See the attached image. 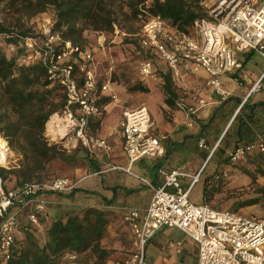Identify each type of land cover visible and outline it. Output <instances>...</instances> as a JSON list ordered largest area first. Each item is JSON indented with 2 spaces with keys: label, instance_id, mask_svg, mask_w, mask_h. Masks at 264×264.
I'll return each mask as SVG.
<instances>
[{
  "label": "built area",
  "instance_id": "2783aa9c",
  "mask_svg": "<svg viewBox=\"0 0 264 264\" xmlns=\"http://www.w3.org/2000/svg\"><path fill=\"white\" fill-rule=\"evenodd\" d=\"M198 4L205 15L195 19L187 33L169 27L159 15L146 16L141 21L137 34L141 54L139 74L143 78H155L152 58L158 56L176 78L183 70L205 71L208 84L224 99L230 92L222 87L220 76L241 68L237 53L252 51L264 56V0H198ZM49 25L44 24L41 29V42L32 36H20L19 44L28 52L23 59L25 64L41 62L49 78L64 88L65 107L60 114L50 117L56 121L52 127L57 133L54 135L60 136L59 131L63 130L64 136L75 139L90 154L107 150L106 141L90 134L88 127L92 117L102 114L99 92L108 93L112 99L115 94L109 82L97 86L90 50L63 41ZM58 45L62 51L56 54L54 49ZM9 49L13 50V45ZM262 86L264 74L252 84V91ZM117 128L129 163L163 155L164 148L153 133L150 112L145 105L125 109ZM255 152L264 153V135L255 143L237 147L230 154V160L235 163ZM159 172L163 179L160 186L155 187L141 178L153 190L144 213L140 215L138 210L129 209L124 215L131 231V251L120 264H145L147 242L162 227L177 228L195 242L197 264H264V214L248 215L193 203L189 192L198 175L192 176L191 183L184 188L180 182L181 177L188 176L184 167ZM74 186L67 177H56L7 191L0 176V259L3 262L12 254L18 212L33 202L27 217L30 223L36 224L39 214L45 210V201L39 194L66 192Z\"/></svg>",
  "mask_w": 264,
  "mask_h": 264
},
{
  "label": "crops",
  "instance_id": "0c3cea01",
  "mask_svg": "<svg viewBox=\"0 0 264 264\" xmlns=\"http://www.w3.org/2000/svg\"><path fill=\"white\" fill-rule=\"evenodd\" d=\"M237 58L241 68L220 76L222 87L230 92L222 99L208 84L205 71L183 70L176 78L160 57L153 56L156 77L145 81L146 87L141 93L137 92L140 97L135 96V99L148 108L153 133L164 148L163 155L156 158L143 157L129 163L122 150V134L117 125L122 112L134 108L136 103L127 107L121 103L98 101L102 114L90 119L88 132L103 138L107 150H97L88 157L91 160L80 161L67 177L75 184L71 190L39 194L38 197L45 201V210L39 214L36 224L30 223L27 217L34 203H27L17 214L16 239L22 238L29 229L37 244L43 246L54 221L81 216L86 209H97L107 214L105 231L98 243L106 250V256L99 260L91 249L80 253L66 252L60 264H120L128 258L131 249V231L124 215L129 209L138 210L142 215L153 194L152 188L141 178L155 187L160 186L163 181L160 169L184 167L188 174L180 178L184 188L189 186L192 176L198 175L189 192L190 198L196 189L200 196L197 204L203 203L206 183L221 170L228 171L225 177L229 179L226 184L230 189L249 184L264 186V174L259 168L264 163V159H260L264 153L255 152L235 164H226L227 155L236 146L255 143L264 135V86L252 91V84L264 74V56L242 51L237 53ZM167 74L175 96L170 102L163 90ZM111 91L117 92L114 88ZM71 142H74L72 147L77 143L75 139ZM226 207L231 206L227 204ZM257 207L258 204L248 205L237 211L251 215ZM173 229L177 228L162 227L149 239L146 248L152 253L146 255L147 264L176 263V258L167 250L172 243L165 247L161 241V237ZM190 241V254L197 264V245Z\"/></svg>",
  "mask_w": 264,
  "mask_h": 264
},
{
  "label": "trees",
  "instance_id": "16d2710c",
  "mask_svg": "<svg viewBox=\"0 0 264 264\" xmlns=\"http://www.w3.org/2000/svg\"><path fill=\"white\" fill-rule=\"evenodd\" d=\"M2 2L12 12H24L29 16L52 7L55 14L53 33L75 45L83 30L78 26L79 22L96 31H110L119 24V16L130 22L141 14L145 17L159 15L169 27L187 33L193 21L205 15L198 0H0ZM20 36L28 34L0 24V137L18 157L17 165L0 167L2 186L7 191L26 183L56 178L53 177L55 163L76 166L87 158L84 149L67 150L45 137V124L52 115L62 112L66 94L58 81L49 78L47 68L41 62H23L28 54L24 47L11 52L9 45L18 42ZM54 50L57 54L62 51V46H55ZM163 90L168 95L167 100H173L175 96L168 74L164 77ZM247 144L252 142L236 146L230 154ZM230 154L226 164L231 162ZM260 159H264V154ZM226 173L227 170H221L206 183L204 204L210 205L213 194L224 183ZM254 204L264 205V186L257 187L253 196L235 201L232 210ZM106 215L101 210L86 209L81 216L58 219L49 227L43 246L37 244L29 229L20 239H16L14 233L11 257L6 262L0 259V264H59L64 253L88 249L102 260L107 252L98 243L105 231Z\"/></svg>",
  "mask_w": 264,
  "mask_h": 264
},
{
  "label": "rangeland",
  "instance_id": "374dc122",
  "mask_svg": "<svg viewBox=\"0 0 264 264\" xmlns=\"http://www.w3.org/2000/svg\"><path fill=\"white\" fill-rule=\"evenodd\" d=\"M26 14L27 13L24 12L23 14L12 12L11 10L5 8V3H0V24L7 27H15L19 31L26 32L28 36L35 37L39 42H41L43 40V36L41 34L43 25L48 23L53 29L55 20L53 8L48 7L45 12L37 13L31 16ZM118 18L119 24L114 26L110 31H96L90 26L79 22L78 26L83 28V30L79 40L76 41V45L82 49L90 50L93 57L91 68L96 74L97 86L100 87V85L104 82H109L110 89L114 88L118 92L114 93L115 99H112L108 93L99 92V101L107 99L110 103H121L123 106L127 107L132 106L134 102L136 103V106H139L142 105L140 104L141 101L136 100L135 96L140 97V94L137 95V92L141 93V88L146 87L145 81H150V79H152H143L139 74L141 54L138 51L137 34L140 31L141 21L145 18V16L144 14H141L140 17L130 22L124 21V19L120 16ZM12 45L13 51L11 52H15L17 49L21 48L19 41L12 43ZM78 63L81 62L78 61ZM77 72V75L80 76V72ZM135 86L137 89H132ZM135 105L132 107H136ZM50 120L51 118L48 121ZM46 124L44 135L49 142H57L67 150H73L75 148L84 149L79 142L75 143V146L72 147L74 142H71V139L70 137L68 138V136L53 135ZM73 140L74 139H72V141ZM9 150L10 157L8 158L6 168L15 166V163H17L15 153L10 148ZM82 151L85 152L84 154H86L87 158L91 155L86 149ZM88 160L91 159L88 158ZM79 163L80 162H78V164ZM230 163L235 164L233 162ZM261 165L259 166L260 172L261 174H264V163H261ZM76 166L74 164L67 165L63 163H55L53 166V177H69L72 170ZM228 181L229 179L224 177V183L219 185L220 187L218 188V192H216L217 194H213L209 202L211 206L218 209L232 210V205H234L235 201H242L253 196L256 188L259 187L257 185L249 184L239 187L242 191H236L238 188L230 189L227 187L226 183ZM223 187H225V189H223ZM199 197L200 196H198L196 189H194L189 200H192L193 203H199ZM227 204L231 207H226ZM258 205L259 207H257V210L252 213L253 215L264 214V205ZM161 241L165 244V247H168L169 242L172 243V247L169 246L167 250H169L170 255L176 258V263L171 264H194L190 254L192 251V241H190V238L183 232L178 229H173L166 235H163L161 237ZM151 253L152 252L146 248V255H151ZM60 262L61 258L59 260V264ZM145 264H147L146 258Z\"/></svg>",
  "mask_w": 264,
  "mask_h": 264
},
{
  "label": "bare ground",
  "instance_id": "6f19581e",
  "mask_svg": "<svg viewBox=\"0 0 264 264\" xmlns=\"http://www.w3.org/2000/svg\"><path fill=\"white\" fill-rule=\"evenodd\" d=\"M55 123L56 121L54 120V118H51V120L48 121L46 124L49 130L53 133V135L57 134L52 128ZM59 132H60V136H64L63 130H60ZM9 155H10V150L8 149L6 142L2 137H0V164H7V157Z\"/></svg>",
  "mask_w": 264,
  "mask_h": 264
}]
</instances>
